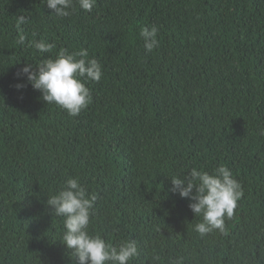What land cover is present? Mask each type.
I'll return each mask as SVG.
<instances>
[{
    "label": "trees",
    "instance_id": "1",
    "mask_svg": "<svg viewBox=\"0 0 264 264\" xmlns=\"http://www.w3.org/2000/svg\"><path fill=\"white\" fill-rule=\"evenodd\" d=\"M51 13L0 0V264H75L46 204L70 178L96 197L91 235L136 241L128 264H264V0H97L91 12L74 0L70 16ZM39 40L56 47L41 54ZM82 48L103 75L84 79L92 102L73 117L20 70ZM220 165L243 196L223 232L201 237L203 214L170 177Z\"/></svg>",
    "mask_w": 264,
    "mask_h": 264
},
{
    "label": "clouds",
    "instance_id": "2",
    "mask_svg": "<svg viewBox=\"0 0 264 264\" xmlns=\"http://www.w3.org/2000/svg\"><path fill=\"white\" fill-rule=\"evenodd\" d=\"M51 15L66 18L74 10V0H45ZM79 7L91 12L97 0H75ZM29 23L28 17H17L16 27ZM158 29L142 28L140 36L146 53L157 46ZM25 36L21 34L18 43L23 44ZM30 46L41 54L50 53L55 43L46 40L31 41ZM89 53L81 49L75 53L61 50L55 59H44L36 67L27 63L20 70V75L34 90L42 94L47 104H56L70 116H78L92 102L91 90L86 87L84 79L99 82L103 73L102 66L95 59H88ZM83 78V79H82ZM26 85L17 83L16 88ZM264 135V129L259 132ZM172 193L181 198H189V208L195 215L203 214V222L195 225V231L201 237L213 230H225V217L231 218L237 208V202L243 196L241 184L232 177L231 171L224 165L218 166L213 173L192 168L187 175L170 177ZM195 189V194L193 190ZM96 197H89L79 180L70 178L58 193L47 198L46 204L56 216L64 217L62 243L71 250L75 264H128L138 257L135 240H127L118 246L108 243L100 235H91L88 231L92 209ZM175 264H181L177 260Z\"/></svg>",
    "mask_w": 264,
    "mask_h": 264
}]
</instances>
